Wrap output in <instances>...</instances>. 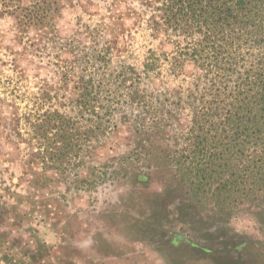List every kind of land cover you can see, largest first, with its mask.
<instances>
[{"label": "rangeland", "instance_id": "374dc122", "mask_svg": "<svg viewBox=\"0 0 264 264\" xmlns=\"http://www.w3.org/2000/svg\"><path fill=\"white\" fill-rule=\"evenodd\" d=\"M170 3L0 0V264H264V22Z\"/></svg>", "mask_w": 264, "mask_h": 264}, {"label": "trees", "instance_id": "16d2710c", "mask_svg": "<svg viewBox=\"0 0 264 264\" xmlns=\"http://www.w3.org/2000/svg\"><path fill=\"white\" fill-rule=\"evenodd\" d=\"M170 2L167 8L175 9L176 20L179 19L189 25L206 24L213 31L224 25H256L264 22V0H170Z\"/></svg>", "mask_w": 264, "mask_h": 264}]
</instances>
